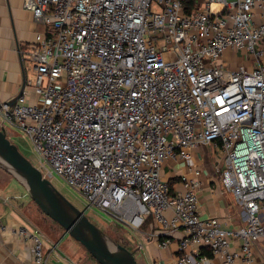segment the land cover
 <instances>
[{
	"label": "built area",
	"instance_id": "1",
	"mask_svg": "<svg viewBox=\"0 0 264 264\" xmlns=\"http://www.w3.org/2000/svg\"><path fill=\"white\" fill-rule=\"evenodd\" d=\"M24 1L43 27L27 50L34 79L14 105L0 101V125L23 130L43 175L61 178L113 223L148 228L145 238L161 248L183 232L173 264H256L264 0ZM203 143L222 155L239 228L202 215V169L191 158ZM170 157L187 162L178 190L162 176ZM7 231L29 239L32 264H46L39 234L0 218Z\"/></svg>",
	"mask_w": 264,
	"mask_h": 264
},
{
	"label": "crops",
	"instance_id": "2",
	"mask_svg": "<svg viewBox=\"0 0 264 264\" xmlns=\"http://www.w3.org/2000/svg\"><path fill=\"white\" fill-rule=\"evenodd\" d=\"M42 29L33 12L25 7L24 0H0V101L12 100L23 91L27 81H33L34 69L27 50L38 43L37 35ZM28 96L33 99L31 89ZM191 160L202 169L199 195L202 215L221 218L227 228L241 227L244 224L241 208L233 194L224 191L221 172L225 164L222 155L211 143H203L192 151ZM187 169L184 158L170 157L164 162L162 176L174 190H178L182 188L181 175ZM0 218L11 228L25 227L41 234L47 254L46 264H94L86 249L67 237L68 234L57 222H51L25 185L2 167ZM182 233H177L169 248H161L155 241L148 240L144 254L149 263L173 264L180 254L177 239ZM255 255L256 264H264V240L256 245ZM0 264H32L29 239L10 231L0 233Z\"/></svg>",
	"mask_w": 264,
	"mask_h": 264
},
{
	"label": "water",
	"instance_id": "3",
	"mask_svg": "<svg viewBox=\"0 0 264 264\" xmlns=\"http://www.w3.org/2000/svg\"><path fill=\"white\" fill-rule=\"evenodd\" d=\"M22 91L8 101L14 105ZM0 167L17 177L39 208L80 242L99 264H140L134 251L110 237L22 153L0 127Z\"/></svg>",
	"mask_w": 264,
	"mask_h": 264
},
{
	"label": "rangeland",
	"instance_id": "4",
	"mask_svg": "<svg viewBox=\"0 0 264 264\" xmlns=\"http://www.w3.org/2000/svg\"><path fill=\"white\" fill-rule=\"evenodd\" d=\"M228 56H230V52L228 53ZM4 127L6 128L8 137L14 143H16V145H18L22 153L26 155L34 164H38L39 158L37 154L34 152L33 146L29 138L23 136V130L16 126L10 125L9 123H4ZM52 182L80 209L85 210L88 217H90V219L101 229H103L110 237H112L117 241L124 242L129 249L133 250L135 257L140 264H150L149 260L146 259V256L144 254V250L146 249V247H148V240L145 238V235L147 233L145 231H147L148 228H144L145 231H143L141 234L139 232L132 230L126 225L113 223L111 217L106 213H104L103 211L98 209H87L86 198H84L78 191L68 186L61 178L54 176L52 178ZM51 222L55 223V221H53L52 219ZM39 235L41 236V234ZM67 237H69L70 239L75 241L78 245H80V247H83L85 249V247L80 242L75 240L69 234L67 235ZM153 241H155L159 246L158 238L153 239ZM141 243L143 244L144 248L140 247ZM89 257L94 264H99L94 258H92L90 254Z\"/></svg>",
	"mask_w": 264,
	"mask_h": 264
},
{
	"label": "trees",
	"instance_id": "5",
	"mask_svg": "<svg viewBox=\"0 0 264 264\" xmlns=\"http://www.w3.org/2000/svg\"><path fill=\"white\" fill-rule=\"evenodd\" d=\"M124 245H126L124 242H122ZM202 253L206 254V255H210L209 251H207L206 249H202Z\"/></svg>",
	"mask_w": 264,
	"mask_h": 264
}]
</instances>
